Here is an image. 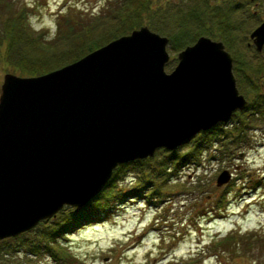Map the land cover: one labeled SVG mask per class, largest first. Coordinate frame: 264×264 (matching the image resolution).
Wrapping results in <instances>:
<instances>
[{
    "label": "rangeland",
    "instance_id": "rangeland-1",
    "mask_svg": "<svg viewBox=\"0 0 264 264\" xmlns=\"http://www.w3.org/2000/svg\"><path fill=\"white\" fill-rule=\"evenodd\" d=\"M130 1L0 0V83L19 75L21 55L42 74L146 25L167 37L165 72L199 35L223 38L246 108L174 149L156 147L83 205L64 204L0 248L9 264H264V44L256 51L249 37L264 0ZM223 169L230 178L216 184ZM74 209L80 216L66 221Z\"/></svg>",
    "mask_w": 264,
    "mask_h": 264
},
{
    "label": "water",
    "instance_id": "water-1",
    "mask_svg": "<svg viewBox=\"0 0 264 264\" xmlns=\"http://www.w3.org/2000/svg\"><path fill=\"white\" fill-rule=\"evenodd\" d=\"M249 37L260 51L264 19ZM166 43L140 25L48 72L3 74L0 240L83 205L116 165L174 149L246 108L220 40L199 35L169 72ZM229 178L223 169L216 184Z\"/></svg>",
    "mask_w": 264,
    "mask_h": 264
},
{
    "label": "trees",
    "instance_id": "trees-1",
    "mask_svg": "<svg viewBox=\"0 0 264 264\" xmlns=\"http://www.w3.org/2000/svg\"><path fill=\"white\" fill-rule=\"evenodd\" d=\"M143 1H146V0H143ZM132 2V0L130 1V3ZM139 2H141V0H133V2H132V5L133 4H135V3H138V5L136 6L137 7V9H139V8H141L144 4H143V2L142 3H139ZM117 19V21L119 22H121V21H127L128 23H126V24H128V25H130V21L127 19V17L126 16H123L122 17V19H121V17H118V18H116ZM126 19V20H125ZM127 25V26H128ZM132 26V25H131ZM131 28V27H130ZM125 29H127V28H125ZM131 29H133V28H131ZM130 29V30H131ZM129 30V31H130ZM128 31V32H129ZM127 32V33H128ZM221 41L225 44V40L223 39V38H221ZM49 45V44H48ZM79 45H81V44H79ZM49 46H52V44H50ZM99 46V45H98ZM97 47V46H96ZM74 60V59H73ZM34 61V60H33ZM28 62H31V59L29 58V57H27V56H25V55H21L19 58H18V60L16 61V67H18V71H17V73L19 74V75H35V74H39L40 73V71H37V70H35V69H30V70H28L26 67H24V64L25 63H28ZM15 70H16V68H15ZM258 98H260V102H258V104H261L262 103V101H263V103H264V93H263V95H260V96H258ZM213 127V126H212ZM212 127H210L208 130H205V131H201L204 135H206L205 133H208L209 131H212L211 130V128ZM192 153V152H191ZM136 161V159H134V161L133 160H131V161H127V162H124V163H120V164H118V165H116V167L112 170V175H111V179H109L108 180V182H107V184H109V183H111L112 181H113V178H115V177H117L118 175V172L121 170V169H123V168H125L126 166L127 167H129V168H134L135 167V165H134V162ZM143 179V176L141 175V180ZM260 179H261V177H260ZM143 180H146L145 178L143 179ZM107 184H105V185H107ZM104 185V187L105 188H107L108 186H105ZM222 208H224V207H222ZM79 209H81V208H79ZM79 209H74V211H76V210H78V212L77 213H75V212H71V213H69V215H67L66 217H65V220L66 221H70V220H73V219H75L76 217H79L80 216V214H81V210H79ZM242 235H245V236H254L253 234H252V232H250V233H245V234H242ZM245 236H241V238H243V237H245ZM1 242H3V239L2 240H0V245H2V243ZM48 242H50V241H48ZM239 242L238 241H234V242H232L231 243V246H233L234 248H236L237 250H238V246L236 247V245L235 244H238ZM11 255L7 252V250H6V248L5 247H1L0 248V264H9V263H11L10 261V259H9V257H10Z\"/></svg>",
    "mask_w": 264,
    "mask_h": 264
},
{
    "label": "flooded vegetation",
    "instance_id": "flooded-vegetation-1",
    "mask_svg": "<svg viewBox=\"0 0 264 264\" xmlns=\"http://www.w3.org/2000/svg\"><path fill=\"white\" fill-rule=\"evenodd\" d=\"M253 3H254V5H255L254 7H259V2H258L257 0L254 1ZM254 12L256 13V10H254Z\"/></svg>",
    "mask_w": 264,
    "mask_h": 264
}]
</instances>
